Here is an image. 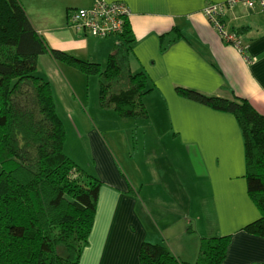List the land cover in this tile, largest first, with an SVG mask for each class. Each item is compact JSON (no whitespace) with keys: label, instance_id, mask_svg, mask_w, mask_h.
<instances>
[{"label":"crops","instance_id":"crops-1","mask_svg":"<svg viewBox=\"0 0 264 264\" xmlns=\"http://www.w3.org/2000/svg\"><path fill=\"white\" fill-rule=\"evenodd\" d=\"M19 1L51 47L105 67L118 37L82 35L67 21L70 8H90L95 0ZM107 1L128 8L133 40L129 69L148 76L143 97L147 118H123L114 109L101 108L96 75L84 76L49 53L39 56L37 66V74L51 83L58 110L67 113L60 101L74 97L69 126L75 141L86 144H78L76 157L67 145L66 153L102 182L78 264H141L144 241L166 245L179 258L195 262L202 239L222 235L231 240L221 264H264V237L244 229L259 219L260 211L247 191L244 141L235 116L176 92L186 87L246 98L264 114V11L232 0ZM212 4L222 5L220 19L229 34L242 40L243 52L209 21L204 9ZM174 30L181 35L161 51L160 36ZM136 129L152 135L162 129L174 139L159 148L145 138L135 143L141 149L132 154L127 145L117 144L114 132L127 136ZM176 147L187 161L169 156ZM78 158L87 159L90 169Z\"/></svg>","mask_w":264,"mask_h":264},{"label":"trees","instance_id":"trees-1","mask_svg":"<svg viewBox=\"0 0 264 264\" xmlns=\"http://www.w3.org/2000/svg\"><path fill=\"white\" fill-rule=\"evenodd\" d=\"M180 35L176 30L162 34L161 51ZM113 36L118 41L103 68L51 47L19 0H0V264H78L88 245L102 182L66 153V128L51 83L37 74V66L39 56L49 53L58 62L96 75L101 108L114 109L123 118L145 119L149 80L143 71L129 69L133 40L128 19L124 31ZM176 92L235 116L244 141L247 191L260 211L259 219L244 229L264 237V114L246 98L186 87ZM230 240V235L203 238L195 262L179 258L166 245L144 241L140 261L221 264Z\"/></svg>","mask_w":264,"mask_h":264},{"label":"built area","instance_id":"built-area-1","mask_svg":"<svg viewBox=\"0 0 264 264\" xmlns=\"http://www.w3.org/2000/svg\"><path fill=\"white\" fill-rule=\"evenodd\" d=\"M232 3H242L248 6L256 4L264 11V0H232ZM221 6L217 4L208 5L204 12L220 35L243 52L245 47L242 40L233 34H229L224 22L220 19ZM128 15V8L124 2L95 0L90 8L70 10L67 17L68 25L77 32L105 38L122 33Z\"/></svg>","mask_w":264,"mask_h":264},{"label":"rangeland","instance_id":"rangeland-1","mask_svg":"<svg viewBox=\"0 0 264 264\" xmlns=\"http://www.w3.org/2000/svg\"><path fill=\"white\" fill-rule=\"evenodd\" d=\"M74 9L75 8H70V10H74ZM70 10H68V11H70ZM78 72L84 76H88L81 71H78ZM83 81L85 83L83 88H86V96H87V94H88L87 79H83ZM70 100L74 101V97L73 96H71V97L65 96V98L60 101V103L63 105V107L65 109H67L66 110L67 113L61 112V110L60 109L58 110V108H57V112L59 111L62 113L61 119L64 122L65 128H66V144H65V146L67 145L68 151L73 156L75 155L74 157H76V155H77L76 153L78 150V144H80V145L82 144L83 146H85L86 143H80L81 141H79V140L75 141L76 136H75L74 130L69 126L70 120L67 118V116L72 111L73 106L75 105V104H72L70 102ZM81 108H79V109H81ZM68 126H69V129L67 128ZM158 133H159L158 135H156L155 133H154V135H152L150 133V131L145 132V130L142 131V129H140V130L136 129L134 134L129 133L127 136H124L120 131H115L114 135H115V141L117 142V144L119 146L127 145V147H128L127 150L130 149L131 153L135 154L138 152V149H141V147L137 146V144H135V143H144L145 138L147 139V141L150 144H154V146H158L159 148H162V146H165L168 143H171V141L174 139L172 136H168V138H167V136H165V133H164V131H162V129H160V131L158 130ZM110 138H113V136H109V139H107L108 143L114 145L111 142ZM129 145L131 146V148L129 147ZM71 146H74V147H71ZM123 149H125V148H123ZM67 154H68V152H67ZM169 156L174 158V160L179 161V162H185L189 159L188 156L186 154H184L183 152L179 151V148H177V147L173 151L172 155H169ZM163 158H169V157L165 154V155H163ZM86 160L80 161L78 158V161L80 163H83L84 165H86V167H88V169H90ZM156 160H157V162L164 161L163 159H159V158ZM153 186L154 185H152L151 187H153Z\"/></svg>","mask_w":264,"mask_h":264},{"label":"clouds","instance_id":"clouds-1","mask_svg":"<svg viewBox=\"0 0 264 264\" xmlns=\"http://www.w3.org/2000/svg\"><path fill=\"white\" fill-rule=\"evenodd\" d=\"M68 18V17H67Z\"/></svg>","mask_w":264,"mask_h":264}]
</instances>
